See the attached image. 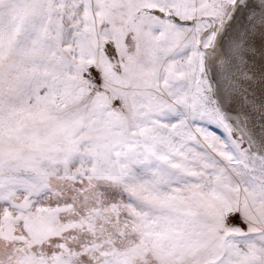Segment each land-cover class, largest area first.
I'll return each instance as SVG.
<instances>
[{"label": "snow or ice", "instance_id": "snow-or-ice-1", "mask_svg": "<svg viewBox=\"0 0 264 264\" xmlns=\"http://www.w3.org/2000/svg\"><path fill=\"white\" fill-rule=\"evenodd\" d=\"M0 264H264V0H0Z\"/></svg>", "mask_w": 264, "mask_h": 264}]
</instances>
